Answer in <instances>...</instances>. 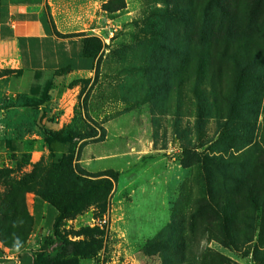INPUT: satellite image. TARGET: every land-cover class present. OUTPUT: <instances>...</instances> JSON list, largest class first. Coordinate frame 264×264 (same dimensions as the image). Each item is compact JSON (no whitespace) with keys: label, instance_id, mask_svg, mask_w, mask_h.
I'll list each match as a JSON object with an SVG mask.
<instances>
[{"label":"rangeland","instance_id":"rangeland-1","mask_svg":"<svg viewBox=\"0 0 264 264\" xmlns=\"http://www.w3.org/2000/svg\"><path fill=\"white\" fill-rule=\"evenodd\" d=\"M108 1L48 5L63 31L102 37L93 83L23 72L12 82L41 98L53 81L52 128L77 118L80 132L95 130L73 147L84 172L118 173L107 210L40 225L33 202L52 160L45 141L28 136L19 152L0 148V243L42 254L43 264H264V0H218L222 12L210 0H120L124 8L108 12ZM186 40L197 53L184 68ZM210 82L215 101L202 97ZM213 156L234 160L231 178L205 173L202 159ZM211 201L237 212L226 223L232 238ZM86 228L105 234L93 260L72 245L87 240Z\"/></svg>","mask_w":264,"mask_h":264},{"label":"trees","instance_id":"trees-1","mask_svg":"<svg viewBox=\"0 0 264 264\" xmlns=\"http://www.w3.org/2000/svg\"><path fill=\"white\" fill-rule=\"evenodd\" d=\"M210 9L222 12L223 6L218 3V0H210ZM120 0H109L102 5V9L111 12L116 9L124 8V4L116 6ZM184 9H187L185 7ZM57 35L61 38L73 37V34H61L56 31ZM84 35V34H77ZM215 48L219 49V46ZM228 46L223 48L222 53L227 57L231 56L227 51ZM104 43L97 36H88L83 38V54L85 57L91 59L94 64L95 76L91 79L74 80L70 83L71 87L77 86L80 83L90 85L96 79L98 69L103 58ZM196 50L192 48V44L188 40L184 41V68L191 66V61L188 56L195 55L192 52ZM197 53V51H196ZM196 56V55H195ZM207 55L197 56V61H206ZM66 71L65 69H62ZM56 76L62 75L60 72L55 73ZM54 82L50 81L48 88L41 98L37 96L20 93L15 96H4L0 94V111H7L8 116L0 120L2 125L7 126L9 131L6 134H0V148H7L12 153L19 152L22 149L21 143L23 140L32 135L40 136L46 143L52 160L51 173L47 185L44 190L36 197L48 207L56 212V216L52 227H57L61 221L66 219L75 218L81 214L85 209L90 206L98 207L101 212L107 210V201L114 188V183L118 179V173L110 170L100 173L99 175H91L84 172L79 164L75 155L74 145L77 140H85L97 136L95 130L93 132H80L75 127L77 118H74L72 123L59 129L53 130L47 123L56 124L55 116H51V109L54 102H52ZM209 90H204L202 93L203 99L213 97L214 101L219 96L215 86L210 82ZM232 100H230L231 102ZM83 109L86 108V102L83 101ZM242 104L239 103V107ZM25 110V113L19 111ZM84 141V142H85ZM234 160L224 159L220 156L207 157L202 159V165L205 168V173L209 174L212 170L216 174L224 177L231 178L230 170ZM252 186V185H251ZM252 190V189H251ZM253 191V190H252ZM210 206L215 207L216 216L213 217L225 232V236L232 238L229 234L227 222L230 218H236L237 212H228L229 205L224 202V205L211 201ZM230 211V210H229ZM230 213V214H229ZM231 215V216H230ZM245 217L249 215L246 212ZM84 235L87 237L86 241H79L73 243L75 255L80 259L93 260L100 255L104 248L103 239L104 231L92 228H86ZM60 243L61 249H65L67 240L57 235L56 244ZM53 243H51L52 245ZM46 248V245H43ZM10 249V248H9ZM10 250L16 251L17 249L11 248ZM44 258L42 254L34 255V264H43Z\"/></svg>","mask_w":264,"mask_h":264},{"label":"crops","instance_id":"crops-1","mask_svg":"<svg viewBox=\"0 0 264 264\" xmlns=\"http://www.w3.org/2000/svg\"><path fill=\"white\" fill-rule=\"evenodd\" d=\"M49 4L51 0H0V86L4 87L2 95L10 97L23 93L12 83L13 74L16 72H60L63 79L69 82L94 78L96 61L93 62L83 54V38L92 35L80 31H63L54 20ZM56 31L74 36L61 38ZM98 37L102 40L99 34ZM19 111L25 113L23 109ZM7 116V111H0V120ZM47 124L52 128L50 123ZM6 127L0 123L1 135L9 131ZM60 128L59 126L58 129ZM53 210L38 198L34 199L33 213L40 225L51 226L56 216ZM0 264H34V255L31 252L10 250L0 243Z\"/></svg>","mask_w":264,"mask_h":264},{"label":"built area","instance_id":"built-area-1","mask_svg":"<svg viewBox=\"0 0 264 264\" xmlns=\"http://www.w3.org/2000/svg\"><path fill=\"white\" fill-rule=\"evenodd\" d=\"M100 222H101V223L98 224V226H99L101 229H103V228H104V224L106 223V220L103 219V220H101Z\"/></svg>","mask_w":264,"mask_h":264}]
</instances>
